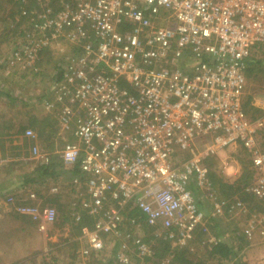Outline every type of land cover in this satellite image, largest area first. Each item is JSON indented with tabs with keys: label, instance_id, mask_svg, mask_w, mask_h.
Instances as JSON below:
<instances>
[{
	"label": "built area",
	"instance_id": "2783aa9c",
	"mask_svg": "<svg viewBox=\"0 0 264 264\" xmlns=\"http://www.w3.org/2000/svg\"><path fill=\"white\" fill-rule=\"evenodd\" d=\"M48 2L36 0L33 28L50 39L39 37L27 59L35 62L61 35L80 50L62 64L43 106L73 137L57 154L67 169L79 170L73 220H93L81 228L83 254L104 250L103 236L118 238L121 261H129L130 248L120 237L151 254L140 224L128 218L132 211L174 244L197 231L216 243L210 226L222 203L207 158L228 148L248 155L253 176L245 192L264 202V99L252 101L258 115L244 108L246 72L264 44V0ZM24 136L36 138L31 129ZM31 156L39 165L50 162L37 146ZM199 202L209 203L208 214ZM15 207L41 229L58 217L54 206L39 202ZM228 209L244 214L248 207L237 199ZM260 227L264 210L249 216L247 236Z\"/></svg>",
	"mask_w": 264,
	"mask_h": 264
},
{
	"label": "rangeland",
	"instance_id": "374dc122",
	"mask_svg": "<svg viewBox=\"0 0 264 264\" xmlns=\"http://www.w3.org/2000/svg\"><path fill=\"white\" fill-rule=\"evenodd\" d=\"M50 2L52 7H55L60 3V0L55 2L50 0ZM7 10L5 1L0 0V91L3 93L12 92L16 100L8 104V100H5L4 96L0 95V121L6 120L4 122L9 124L8 120H14L16 125L32 121L35 127L29 126L26 129H31L35 133L36 141L35 143H30L28 148L21 147L19 150H14L11 147L14 142L12 144L2 142L8 138L3 137V133L7 129L0 128V177L5 178L3 180L5 182L2 184L4 185L3 188H7L15 176L20 175L23 171L30 170L31 166L34 167L36 165L29 152L34 144L43 152L49 153L47 150H52V153L57 154L67 142V136L61 131L62 128H59L53 122L49 125L48 134L50 136L48 138L41 137L37 130L43 127L42 121L47 115L42 104L44 99H48L50 95L49 89L52 87V83L55 82L54 75L56 71L53 69L55 64L61 62L64 64L67 58L80 52L79 49L64 40V36L61 35L49 40L47 52L42 56L39 55L37 61L29 62L27 56L31 46L39 40V37L45 36L50 39L49 33L34 32L33 21L36 6L30 8L29 17L23 21L22 25H20V30H16V32H11L14 23L6 18ZM16 44L20 45L18 49L15 48ZM24 47L29 49L26 50ZM19 50H21V53L17 52ZM255 55L251 58L264 59L261 52H257ZM17 56H20V58ZM248 95L253 100L254 98H257V100L264 99V78L262 76L254 77L253 75L247 78L246 96ZM49 144L52 146H49ZM19 145L22 146V144ZM16 152H18V156H16ZM241 153L243 152L240 148H228L216 156L207 158L211 179H219L224 183L232 184L242 175L253 176L249 158ZM19 156L24 158L23 162H14L12 160L20 158ZM7 162H10L9 165H7ZM68 182H70L69 179L67 184ZM49 186L41 188V196H38L40 198L38 202L43 205L47 203L51 206L53 205L59 217L57 223L45 224L43 229L40 228L38 222L16 213L13 205L8 201V196L11 194L9 190V192L5 191L0 196V199L5 204H3L4 206L0 205V210L2 209V212H0V264H50L53 262L56 264H107L108 262H114L115 264H170L167 260V258L171 259L170 255L161 259L154 258V260L146 261L144 259L146 255L137 252L131 241L125 237H120L119 241L127 243L131 249L130 253H126L129 258L127 262L118 258L119 253L116 247L118 240H115L118 238H115V236H103L104 250L99 252L89 251V253L83 254L82 249L87 248L88 243L82 237L77 224L72 221L70 214L67 216L64 213L68 220L61 221L63 220V211L67 210L68 204L62 203V201L61 203L60 201L49 202V197L47 196V192L50 189ZM73 195L70 192L69 197L71 200ZM234 195L238 196L237 193ZM234 195H230V192L227 193V196L231 199L236 197ZM65 199L63 201L67 202L68 197L65 196ZM218 201L222 203V206L215 217L216 221L211 222L210 236H214L217 241L226 238L232 244H236L235 247L239 243L245 249L252 248V246L263 247L264 230L261 227L252 231V234L248 237H246L247 233L245 231L248 229L249 216L258 210L251 211L248 207L246 213L241 214L238 211L228 209L230 202L219 199ZM253 204L255 203L251 200L250 206ZM60 206L61 208L59 209ZM62 207L66 209H62ZM139 233L140 238L146 236L142 229L139 230ZM203 235L202 239L196 235V237L193 236L191 240L181 245L171 242V246L173 248H189L188 255H203L210 264H229V261L224 259L217 263L215 258L208 256V248L212 244L208 241L207 235ZM239 238H242V240ZM240 256L243 260L242 253H240ZM244 260H248V255H245ZM239 262L241 263V261Z\"/></svg>",
	"mask_w": 264,
	"mask_h": 264
},
{
	"label": "trees",
	"instance_id": "16d2710c",
	"mask_svg": "<svg viewBox=\"0 0 264 264\" xmlns=\"http://www.w3.org/2000/svg\"><path fill=\"white\" fill-rule=\"evenodd\" d=\"M5 4H7V15L6 18L10 19L12 23H14V27L11 29V32H16V30H20V25H22L23 21L29 17V10L30 8H32L33 6H36V9H39V7L36 4V0H25V2H23L22 0H4ZM52 2H55L56 0H51ZM49 5L52 6V3L49 2ZM55 6V5H54ZM57 6H55L56 8ZM25 30V28H23ZM20 33L22 34V32L20 31ZM20 45L16 44L15 48L18 49ZM45 52H47V48H45L44 50L39 52V55L42 56ZM257 52H261L262 56H264V44L259 45L258 47H256L255 51L252 54L253 56H256L255 54H257ZM252 60H250V64L249 67L247 69L246 72V77L250 78V76L254 77H260L262 76L264 78V59H254L251 58ZM38 60V59H37ZM36 60V61H37ZM55 69V81H58L62 78V62L61 63H57L55 64L54 68ZM36 70V69H35ZM0 95L4 96L5 100H8V104L11 102H14L16 100V98L13 96V93H8V92H1L0 91ZM252 101L253 98L248 95L245 96V102H244V108L246 109L247 112L251 111L253 115H258L261 111L259 109H256L255 107L252 106ZM250 113V112H249ZM49 118H51L49 116ZM48 117H45L44 120L42 121V125L43 127L41 129H38V134L41 137L44 138H48L50 135L48 134L49 131V125L52 123L51 119H49ZM1 120V119H0ZM6 121V120H4ZM4 121H0V128H6V132L3 133V137H8L6 139H4L2 142H9L12 144V137L14 135H21L24 134L25 130L27 127L31 126V127H35L33 122H23L22 124H17L15 123L14 120H8V123H5ZM4 122V123H2ZM49 123V124H48ZM52 132V130H51ZM16 140H19L17 138H15ZM21 145H13L11 146L14 150H19V148L24 147V148H28L30 141L23 137L21 139ZM49 146H52L49 144ZM52 152V150H50ZM243 152V151H242ZM18 152H16V156H18L19 154H17ZM243 155H247L245 152L241 153ZM248 157V155H247ZM250 161V159H249ZM251 162V161H250ZM10 162H7V165H9ZM62 162L60 161V159L58 158L57 155L52 156L51 155V159L49 164L47 165H38L37 167L34 168L33 174H35V176L31 175L28 179H25V183H30L32 181H38L39 178L48 176L50 174L56 173L58 172L59 168L61 167ZM57 169V170H56ZM72 174H78L79 170L76 167L73 171ZM210 178H211V174H210ZM212 180V184H213V188L215 189V195L217 196V199L219 200H226V202H232L234 200L239 199L240 201L244 202L247 207H249L251 209V211H263L264 210V202H262L261 200L255 198L253 195L248 194L245 192V187L252 181V175H242L239 179H237V181H235L232 184H228V183H224L222 182V180ZM1 186V185H0ZM196 190H194L195 192ZM230 192V195H234V194H238V196L233 197V199H231L229 196H227V193ZM226 195V196H224ZM49 202H57V200L54 201V198H48ZM251 200L255 203L252 206H250ZM200 203V208L205 212V213H209V208L210 205L207 202V204L205 202H199ZM252 207V208H251ZM61 207H59L60 209ZM63 209V208H62ZM64 212V211H63ZM133 215V216H132ZM132 216V218L135 219V222L140 224V227L138 228L139 230H143L144 234H146V236L143 238V241L147 244H149V247L151 249V254L146 255L144 257V259L146 261H150V260H154L155 259H161L167 255L171 256V259L169 260V258H167L168 263L170 264H210L207 260L206 257L202 256H190L188 255L189 252V248H179V247H172L171 246V242L169 240H167L166 238H164V236H157L155 235V229L154 227L148 225L145 221V217L140 214L139 212L136 211H132L131 214L129 215L128 218H130ZM62 218L63 220H61L62 222L67 221V217L65 215L62 214ZM215 218H212V221H214ZM74 221V220H73ZM216 221V220H215ZM128 222V221H127ZM126 222V223H127ZM75 224H77L78 229H80L83 226H92L93 224V220L88 217L87 215L83 214L81 217V220L78 222H74ZM148 234V235H147ZM196 235H198L200 237V239H202L204 237L203 233L200 231H197L195 233V237ZM198 237V238H199ZM222 238V237H220ZM240 240H242V238H239ZM236 245V244H235ZM117 250H118V245L116 246ZM238 248H241L242 245L239 243V245L237 246ZM130 249L126 252V253H130ZM208 256L209 257H213L216 259L217 263L220 262L221 260H229L232 258H235L237 256V252L235 251V246L234 244H232L230 241H228L226 238H222L219 241H217L216 243L212 244L209 248H208ZM50 264H56L55 262L50 263ZM107 264H115L114 262H108ZM234 264H241L239 261L235 260Z\"/></svg>",
	"mask_w": 264,
	"mask_h": 264
},
{
	"label": "crops",
	"instance_id": "0c3cea01",
	"mask_svg": "<svg viewBox=\"0 0 264 264\" xmlns=\"http://www.w3.org/2000/svg\"><path fill=\"white\" fill-rule=\"evenodd\" d=\"M44 111H45V114H47L46 117L50 116L51 121L55 125H58L59 128H61V126H60L59 122L57 121V119L55 118V116H53L51 112L49 113V111H47L45 108H44ZM61 131L67 136V142L73 139L72 135L69 132H66L63 129ZM23 137H25L24 134L14 135L12 137V139H13L12 143L14 142L13 145H19L21 143V139ZM15 138H17L19 140H16ZM25 138H27V137H25ZM28 139H29L31 144L35 143V141H36V138H28ZM47 151L50 154V159H51V155L52 156H54V155L58 156V154L52 153L53 151L52 152L50 150H47ZM29 152L31 154V149L29 150ZM12 160H14V162H23L24 158L20 157V158H16V159H12ZM32 160L36 162V165L34 167L31 166L30 170L23 171L24 173L22 172L20 175L15 176V178L11 180V183L9 184V186H7V188H3L4 185H2L5 182V181H3L5 178L0 177V185H1L0 196H2V194H4L5 191L9 190L10 192L9 191L8 192L11 194L8 196V198L11 196L14 197L15 203L12 205L16 211L15 206L17 204H20V203L37 204L38 201L40 200V198L38 196H41V194H40V191L42 190L41 188L43 186H49L50 185L49 186L50 189L47 192V196L49 198L50 197L55 198V200H57V202L60 201V203H61V201H62V203H65V204L67 203L68 204L67 210H65L63 212V215H64V213H65V215L67 214V216H68V214L71 215L70 203L72 202V200L69 197V194L72 191L70 188L72 187L74 176H76L77 174H72L73 173L72 170L67 169V167L62 163L63 165H61L58 172L50 174V175L42 177V178H39L38 181H32L30 183H25V179H28L31 175L35 176V174H33L34 168L39 165V163L36 160H34V159H32ZM68 179L70 180V182H68V184H67ZM31 192L36 194L35 199H31L29 197V194ZM65 196L68 197L67 202L63 201L65 199ZM69 199H70V202H69ZM52 202H53V200H52ZM3 204H4L3 201L0 199V205L4 206L5 204L4 205ZM46 205H50V204L47 203ZM62 208H65V207H62ZM1 210H0V212H2ZM58 211H59V209H58ZM16 213L19 215H22V214L18 213L17 211H16ZM22 216L27 217L30 220H32L29 216H26V215H22ZM58 217H57V220L55 223H57ZM70 217L72 218V216H70ZM72 221H73V218H72ZM20 230H22V229H20ZM246 237H248V236L246 235ZM234 246H235V244H234ZM235 251L237 252V256L235 258L225 260V261H229V264H234L235 260L241 261V264H264V246L263 247L252 246V248H248V249H245L244 246L241 248L235 247ZM240 253L243 254V260L241 259ZM245 255H248V260H244Z\"/></svg>",
	"mask_w": 264,
	"mask_h": 264
}]
</instances>
